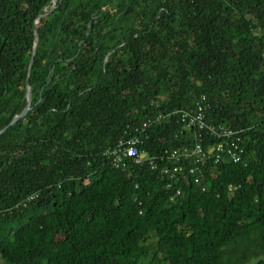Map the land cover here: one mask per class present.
<instances>
[{
    "label": "trees",
    "instance_id": "obj_1",
    "mask_svg": "<svg viewBox=\"0 0 264 264\" xmlns=\"http://www.w3.org/2000/svg\"><path fill=\"white\" fill-rule=\"evenodd\" d=\"M200 95L239 162L103 157L148 119L158 166L213 142L173 113ZM25 106L0 134V264H264V0H0V130Z\"/></svg>",
    "mask_w": 264,
    "mask_h": 264
},
{
    "label": "built area",
    "instance_id": "obj_2",
    "mask_svg": "<svg viewBox=\"0 0 264 264\" xmlns=\"http://www.w3.org/2000/svg\"><path fill=\"white\" fill-rule=\"evenodd\" d=\"M208 104L204 95H200L188 109H180L173 111L177 115L178 120L185 128H193L199 140V131L202 130L209 138L213 139L208 143L206 138L204 147L201 144L195 143L191 147H183L174 149L170 152L167 160L172 161L170 164L157 165L153 156H147L138 145L141 143V138H146L145 128L149 123V119L142 121L140 124L126 126L122 136L114 144L106 147L102 151L103 157L109 162L114 169L125 171L134 165L146 164L150 170H158L161 174L169 179L183 177L185 172L191 174L194 168L202 164L205 160L216 161L227 159L233 163L239 162L242 157L243 149L240 145V136L238 130H232L222 124H208L205 121V110ZM159 117V116H157ZM156 117V118H157ZM127 135V136H126ZM189 165L185 167V164ZM194 181L195 178H194ZM178 194V190H175ZM28 198H31L30 196Z\"/></svg>",
    "mask_w": 264,
    "mask_h": 264
},
{
    "label": "water",
    "instance_id": "obj_3",
    "mask_svg": "<svg viewBox=\"0 0 264 264\" xmlns=\"http://www.w3.org/2000/svg\"><path fill=\"white\" fill-rule=\"evenodd\" d=\"M28 95H29V92H28ZM27 100L29 101V97L27 98ZM27 109H28V107L27 106H25L24 108H23V110L19 113V114H17V115H15V116H13L12 118H11V120L9 121V123L6 125V126H4L1 130H0V134L10 125V124H12L16 119H18V118H20V117H22L23 115H24V113L27 111Z\"/></svg>",
    "mask_w": 264,
    "mask_h": 264
}]
</instances>
